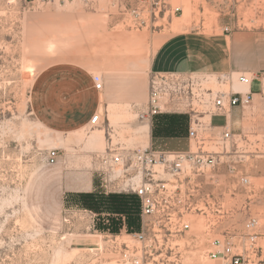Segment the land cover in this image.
Masks as SVG:
<instances>
[{"label": "rangeland", "instance_id": "1", "mask_svg": "<svg viewBox=\"0 0 264 264\" xmlns=\"http://www.w3.org/2000/svg\"><path fill=\"white\" fill-rule=\"evenodd\" d=\"M114 1L0 0V264H113L108 236L123 242L140 230L138 213L134 226L126 213L95 204L133 196L107 193L92 170L91 155L104 151L108 122L130 147L189 149L182 115L155 118L148 138L140 133L135 109L146 107L150 60L168 35L192 29L220 34L229 18L207 0H193L170 25L167 17L119 12ZM237 11L239 28L231 33L262 39L264 0L241 4ZM101 79L104 88L96 92L94 80ZM93 106L104 125L76 130ZM250 109L232 110L231 118L233 129L251 131L254 141L248 163L252 201L246 210L258 214L264 210V157H259L264 142L258 145L255 136L264 133V118L258 107L259 116L249 115ZM224 123L223 116L212 120L217 127ZM51 150L59 153L54 166L46 163ZM83 210L96 214L95 230L84 229L88 219L76 214ZM195 223L180 242L188 247L182 264H206L202 252L191 247V236L202 231Z\"/></svg>", "mask_w": 264, "mask_h": 264}, {"label": "built area", "instance_id": "2", "mask_svg": "<svg viewBox=\"0 0 264 264\" xmlns=\"http://www.w3.org/2000/svg\"><path fill=\"white\" fill-rule=\"evenodd\" d=\"M251 1L207 0L219 16L229 18L221 30L225 34L239 28L237 7ZM114 2L119 12L135 18L146 13L154 20L167 17L169 24L183 12L173 0ZM94 81L95 90L102 91V79ZM255 96L264 103V72H150L146 107L135 109L137 122L150 130L158 116H185L189 149L130 147L128 139L118 136L111 126L103 129L106 147L91 155L92 170L107 193L138 199L141 220L140 230L127 241L108 236L113 264H182L188 247H181L180 242L186 240L196 219L202 231L200 236H191V247L202 252L206 264H264V210L258 214L246 210L252 201L248 163L254 141L251 133H237L231 119L234 108H251ZM213 116H223L225 123L212 125ZM101 125L103 117L96 112L89 129ZM255 142H264V133L256 135ZM58 159V151L51 150L46 163L54 166ZM238 195L243 198L238 200ZM76 214L88 219L85 230H95L96 214L88 210ZM197 241L201 244L195 248Z\"/></svg>", "mask_w": 264, "mask_h": 264}, {"label": "crops", "instance_id": "3", "mask_svg": "<svg viewBox=\"0 0 264 264\" xmlns=\"http://www.w3.org/2000/svg\"><path fill=\"white\" fill-rule=\"evenodd\" d=\"M172 22L171 20L170 25ZM261 35L262 39L257 41V39L245 37L236 32L225 34L221 31L220 34H207L199 29H192L173 33L168 35L155 50L149 68L151 72L209 73L232 71L247 74L264 72V32ZM93 89L100 92L95 90V87ZM256 89V83H254L253 90ZM257 107L264 118V103L258 96H255L249 115L259 116ZM237 109L240 110L239 108L233 109L234 113ZM96 112L99 111L94 106L84 111L74 128L78 130L86 127ZM232 123L234 127L233 120ZM89 175L90 186L93 183V174L89 173ZM87 182L86 180L82 184L78 183L74 187L81 188L85 183L87 185Z\"/></svg>", "mask_w": 264, "mask_h": 264}, {"label": "trees", "instance_id": "4", "mask_svg": "<svg viewBox=\"0 0 264 264\" xmlns=\"http://www.w3.org/2000/svg\"><path fill=\"white\" fill-rule=\"evenodd\" d=\"M183 117L186 119V124H187V118L185 116ZM111 195H115V194H111ZM90 198L91 197H87L86 200L90 201ZM132 198L125 197V198L119 199V196H111L106 201H104L103 199H99L96 201L97 203L95 204L99 207L104 206L103 209L105 211L126 213L129 217L128 218L129 223L135 226V224L137 223V219H136L137 216L135 215L137 213L139 214V203H138V199L134 195L132 196ZM81 200H84V199H81ZM132 214H134L133 217H132Z\"/></svg>", "mask_w": 264, "mask_h": 264}, {"label": "bare ground", "instance_id": "5", "mask_svg": "<svg viewBox=\"0 0 264 264\" xmlns=\"http://www.w3.org/2000/svg\"><path fill=\"white\" fill-rule=\"evenodd\" d=\"M173 1H174L173 3H175L176 5H180L182 7L183 12H182L181 18H183L184 17V13L185 12H188L189 9H190L189 4L190 5H193V3H194L195 0L194 1L193 0H173ZM238 87H239L240 90H245L246 89V87L245 86H242V85H238ZM107 122H108V119H107ZM107 125L110 126L109 122L107 123ZM87 126L89 127V124ZM91 129H93V128H91ZM140 129H141L140 130V133H143L144 135L146 134L147 137L149 138V134H148L149 133V129H148V127L145 125V126H142ZM102 133H103V130H102ZM195 225L196 226H195L194 229H196L197 231H200V229H201V222H200L199 219H197V222L195 223Z\"/></svg>", "mask_w": 264, "mask_h": 264}]
</instances>
